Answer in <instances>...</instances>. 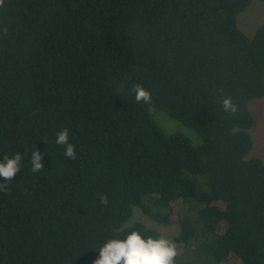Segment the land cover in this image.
<instances>
[{
    "label": "trees",
    "instance_id": "16d2710c",
    "mask_svg": "<svg viewBox=\"0 0 264 264\" xmlns=\"http://www.w3.org/2000/svg\"><path fill=\"white\" fill-rule=\"evenodd\" d=\"M252 1L0 0V158L23 157L0 187V264H93L133 208L179 226L174 264L190 242L209 259L190 264H264V162L245 158L248 104L264 97V23L252 37L236 25ZM152 110L200 144L165 134ZM63 129L75 158L55 142Z\"/></svg>",
    "mask_w": 264,
    "mask_h": 264
},
{
    "label": "clouds",
    "instance_id": "9594fccd",
    "mask_svg": "<svg viewBox=\"0 0 264 264\" xmlns=\"http://www.w3.org/2000/svg\"><path fill=\"white\" fill-rule=\"evenodd\" d=\"M135 99L147 102L149 94L139 85L134 89ZM226 110L231 108L229 100L223 101ZM55 142L57 145L65 146V156L75 158L74 145L69 143V131L63 129L56 133ZM23 157L19 153L4 155L0 158V187L6 186L21 169ZM32 172L42 169V154L33 151L30 157ZM101 203H107L101 199ZM131 226H123L114 229L100 244L98 257L93 264H174L176 250L174 244L168 239L160 237L145 236L140 230L127 229Z\"/></svg>",
    "mask_w": 264,
    "mask_h": 264
},
{
    "label": "rangeland",
    "instance_id": "374dc122",
    "mask_svg": "<svg viewBox=\"0 0 264 264\" xmlns=\"http://www.w3.org/2000/svg\"><path fill=\"white\" fill-rule=\"evenodd\" d=\"M264 23V3L260 0L252 1L251 5L244 10L236 19L237 28L242 31L248 37H252L258 27ZM248 109L253 117L254 124L250 130V135L252 138V150L246 155V159L258 158L264 162V97L251 101L248 104ZM151 115L155 123L164 131L165 134H181L187 137L193 146H198L200 140L194 130L182 125L180 122L171 119L166 113L158 110H152ZM193 179L200 190L206 191L207 187L205 185V177L201 175L190 176ZM189 207V216L194 220L196 217V212L201 208V205L196 203L187 204ZM136 210V211H135ZM186 209L182 205L177 206L176 216H184ZM132 218L126 223V226L138 222L146 225L147 227L153 228L158 231L162 237L168 239L169 241L179 233V226L176 224L161 226L145 217L141 211L133 208ZM204 239V238H203ZM203 241V240H201ZM197 243V242H196ZM190 242L183 252H178L176 259L177 264H190L195 263L199 258L207 263L209 259H204L200 252L193 249V246L197 244ZM200 245V244H198ZM209 264V262H208ZM212 264V263H211ZM222 264H238L234 256H230L228 261Z\"/></svg>",
    "mask_w": 264,
    "mask_h": 264
}]
</instances>
